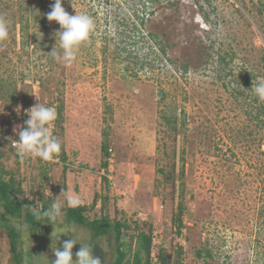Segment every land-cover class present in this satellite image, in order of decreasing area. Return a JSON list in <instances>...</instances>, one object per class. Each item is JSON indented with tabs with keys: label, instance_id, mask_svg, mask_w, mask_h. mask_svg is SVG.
<instances>
[{
	"label": "rangeland",
	"instance_id": "obj_1",
	"mask_svg": "<svg viewBox=\"0 0 264 264\" xmlns=\"http://www.w3.org/2000/svg\"><path fill=\"white\" fill-rule=\"evenodd\" d=\"M53 3L0 0L9 21L0 126L9 141L35 104L60 106L51 127L65 161L21 158L0 142V178L12 177L32 206H67L69 191L89 208L87 219L120 222L131 236L125 261L144 232L150 264L160 250L169 264H264V119L252 115L264 101L251 88L264 78V0H62L69 14L95 22L70 65L50 54L62 51L60 25L46 17ZM28 208L17 219L0 201L8 220L0 221V264H52L73 229V260L79 243L103 264L113 260L114 232L94 239L63 215L37 221ZM5 224L16 230V254Z\"/></svg>",
	"mask_w": 264,
	"mask_h": 264
},
{
	"label": "clouds",
	"instance_id": "obj_2",
	"mask_svg": "<svg viewBox=\"0 0 264 264\" xmlns=\"http://www.w3.org/2000/svg\"><path fill=\"white\" fill-rule=\"evenodd\" d=\"M48 21H55L60 25V30L55 33L59 38L58 51L53 47L50 54L58 62L70 65L75 59L81 44L89 41L90 34L95 30V22L92 16L85 12L69 14L62 6V0H54L51 11L46 14ZM9 36V21L0 16V41H4ZM56 45V44H55ZM255 95L264 101V78L258 79L251 87ZM20 106H17L19 111ZM28 119L23 126L14 128L19 139L15 141L17 153L21 158L25 156L39 157L43 161H50L61 152V142L51 134L50 126L57 119V111L54 107L47 106L38 102L26 111ZM68 207L75 208L81 204L78 196H65ZM33 215L37 221L47 219L51 222L62 220V204L53 202L48 208H44L42 202L31 206ZM51 224V223H50ZM74 229L64 232L71 233L72 237L63 242L61 248L55 247L53 250L55 260L52 264H103L99 257L93 255L92 246L80 244L79 250L75 253L76 259L73 260L72 249L77 244L73 238ZM58 238V235L55 239Z\"/></svg>",
	"mask_w": 264,
	"mask_h": 264
},
{
	"label": "trees",
	"instance_id": "obj_3",
	"mask_svg": "<svg viewBox=\"0 0 264 264\" xmlns=\"http://www.w3.org/2000/svg\"><path fill=\"white\" fill-rule=\"evenodd\" d=\"M143 13L139 18L137 17L139 21L137 26L143 25V17L145 15H148V14L150 15V12H148V14L146 12L144 13V16H143ZM148 37H149L148 40H154V44L157 45L159 48L158 51L160 53H164L165 46H163L160 42H156L155 41L156 37L154 35L148 34ZM219 61L222 62L223 58H220ZM142 68L143 66H141V69ZM183 71H186V67L183 68ZM60 110H61V107L57 106L56 107L57 119L54 121V124L60 120ZM252 115L255 120H258L259 118L264 119V102L261 103V106H259V109H257L256 112ZM175 121H176L175 116L166 119V123L168 125L175 124ZM23 125H24V122H23ZM54 133H55V128L53 129L51 134L55 136ZM3 135H4V132H3ZM0 142L7 143L9 146V149H12L10 142L8 140L0 138ZM102 151L105 155L107 154V147L105 144L102 145ZM0 155H1V152H0ZM56 156L58 157L59 161H62V162L65 161V155L62 150ZM17 158H20V157H17ZM103 166L105 167L106 164L104 163ZM167 177H166V180L168 179ZM19 192H20L19 186L17 187L15 186V183L12 177H10L6 181L0 178V201L3 202V206L8 210V213L11 216L16 217L17 219L21 218L22 213L24 211L23 210L24 206L31 208V206L33 205L32 203H29V202L27 203V200L21 199L18 195ZM97 199L98 198L95 195L92 200V204H91L92 206L95 205ZM44 208H48V206L45 205ZM87 209L89 208L85 205H80L75 208L68 207V206L62 207V215H63L64 221L67 223H72L74 225L85 227L92 234L94 239H98L103 236H110V233L114 232L115 256L109 264H150V254H151L150 236H148L144 232H139L137 234V238H138L137 248L133 252L132 259H126L125 261L124 259L127 255V252L130 251V248L126 244V240L131 239V236L130 237L124 236V230L127 229V227L122 225L120 222H114L113 224H111L107 216H101L100 218L89 220L85 216V212L87 211ZM15 214L17 216H15ZM25 218L26 217L24 214V219ZM0 221L5 222V223L8 222L4 214L0 215ZM178 225H180V223H178ZM4 226L5 228L7 227V230L5 231V233L7 234L8 240H9V252L10 254H16L17 252L16 230L13 226H7V224H5ZM141 254H143V258L140 257ZM197 255L200 256V252H197ZM157 260L159 264H169V261L166 260L165 258L164 252L161 250L158 253Z\"/></svg>",
	"mask_w": 264,
	"mask_h": 264
},
{
	"label": "built area",
	"instance_id": "obj_4",
	"mask_svg": "<svg viewBox=\"0 0 264 264\" xmlns=\"http://www.w3.org/2000/svg\"><path fill=\"white\" fill-rule=\"evenodd\" d=\"M50 132L52 133V127L50 126ZM0 138H5V136L3 135V130H2V128H1V126H0ZM18 139H19V137H17V138H13V139H9V142H10V145H11V148L17 153V148H16V145H15V141H18ZM108 151H109V153L111 152V149H108ZM18 154V153H17ZM20 156V155H19ZM25 157H29V158H32V159H37V160H40L42 163H45V164H55V163H59L60 161H59V159H58V157L57 156H55L52 160H50V161H43L42 159H40L39 157H35V156H25ZM112 164H113V160L110 158V155H109V157H108V159H107V166H106V172L107 173H110L111 172V170H110V168L112 167ZM108 169V170H107ZM101 174H104V171H102V173ZM106 176V178L111 182V177L110 176H108V175H105Z\"/></svg>",
	"mask_w": 264,
	"mask_h": 264
},
{
	"label": "crops",
	"instance_id": "obj_5",
	"mask_svg": "<svg viewBox=\"0 0 264 264\" xmlns=\"http://www.w3.org/2000/svg\"><path fill=\"white\" fill-rule=\"evenodd\" d=\"M66 176H68V175H66ZM67 195H69V191H68Z\"/></svg>",
	"mask_w": 264,
	"mask_h": 264
}]
</instances>
